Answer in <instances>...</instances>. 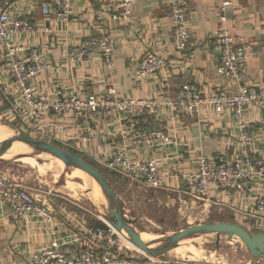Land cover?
I'll list each match as a JSON object with an SVG mask.
<instances>
[{
    "label": "built area",
    "instance_id": "obj_1",
    "mask_svg": "<svg viewBox=\"0 0 264 264\" xmlns=\"http://www.w3.org/2000/svg\"><path fill=\"white\" fill-rule=\"evenodd\" d=\"M107 3L111 20L121 25L132 23V7L135 0H95ZM231 2L225 3V6ZM173 23L174 45L179 52L195 47L193 31L189 26L187 0H168ZM38 12L45 22L51 17L67 25L75 17L71 0H0V91L9 99L11 109L3 120L16 122V131L36 139L57 138L66 128L82 124L83 131L77 137L84 145L92 126L103 119L118 120V133L122 141L115 146L102 165L129 181L149 190H168V174L163 172V154L179 143L181 117L199 116L211 108L216 111L232 109L238 119L239 143L243 149L253 147L250 156L238 154L233 162L223 158L202 156L197 162L182 164L177 160V177L182 178L186 195L194 199L207 198L212 188L245 192L254 195L255 179H264V154L258 147V138L249 133L250 123L245 115L250 110L261 113L258 125L264 126V85L250 81L246 75V49L235 46L226 29L212 38L220 53L216 72L225 82L237 87L236 93L218 89L211 96L203 95L197 87L178 90L176 99L164 104L156 98H121L115 89L109 88L94 94L68 92L57 86L43 88L47 84L44 74L48 70L42 52L40 37L50 36L54 30L46 23L32 21ZM41 36H40V35ZM40 36V37H39ZM29 44L27 45L26 41ZM100 54L111 65L112 39L105 36L88 39L75 49L71 59L82 60ZM164 59L156 52L146 51L135 64L131 76L141 82L162 72ZM39 86V87H38ZM148 115L154 120V128L142 130L138 117ZM0 197L7 201L10 216L18 221L38 224L52 223L53 209L40 198H29L15 185L0 176ZM253 217L264 218V197L255 198ZM106 227L86 231L93 243L76 241L62 243L54 240L32 254L31 264H164L167 261L144 253L133 254L122 241L129 240L103 221ZM39 225V224H38ZM126 241V242H127ZM128 243V242H127Z\"/></svg>",
    "mask_w": 264,
    "mask_h": 264
},
{
    "label": "crops",
    "instance_id": "obj_2",
    "mask_svg": "<svg viewBox=\"0 0 264 264\" xmlns=\"http://www.w3.org/2000/svg\"><path fill=\"white\" fill-rule=\"evenodd\" d=\"M228 1L231 4L225 6ZM71 3L75 17L67 25L54 17L49 19V23L45 22L38 10L31 17L32 21L51 25L54 30L47 37H40L39 34V50L48 66L44 74L47 84L42 85L45 89L57 86L68 92L94 94L113 88L121 98H156L167 105L175 101L178 90L189 87H197L206 96L213 95L219 88L236 93L237 87L225 82L216 72L220 53L212 36L221 29L230 33L236 47L246 49V75L250 81L258 86L264 85V0H187L188 21L195 47L186 52L177 51L174 45L168 0H135L132 23L128 25L111 20L107 3L95 0H71ZM105 36L112 39L111 65L97 53L91 58L71 59L75 49L86 40ZM26 43L29 44L28 40ZM146 51L159 54L165 61V68L138 82L130 73ZM10 109L9 99L0 91V119ZM144 116L138 117V121L143 119V123L147 124ZM260 117L259 110H250L245 115L250 123L249 133L257 136L258 147L264 154V126L258 125ZM181 120L183 126L179 129V143L161 154L163 172L168 174L171 188L155 192L163 194L162 199L174 196V201H180L182 207L188 205V201L192 207L201 202L205 208L216 211L218 216L228 214L229 219L249 231L264 232V218L253 217L256 196L264 197V179H255L254 195L212 188L207 198L197 201L187 197V186L182 178L176 179L177 160L186 165L197 162L202 156L223 158L229 162H233L239 153L250 156L253 147L243 149L239 143L235 112L232 109L216 111L206 108L199 116L185 115ZM91 126L93 132L87 134L86 145L77 137L78 131H83L82 124L69 125L65 134L59 133L57 138L45 137L44 140L69 147L104 167L101 161L122 141L118 120L102 119L99 124ZM154 126L151 124L148 127L151 129ZM115 175L112 182L109 181L111 187L121 191L114 192L118 199H125L130 190L125 187L122 177L117 173ZM39 198L53 209L52 223L38 221V225L18 221L10 216L7 201L0 197V264H31L33 252L54 240L94 244L93 237L84 234L93 231L88 227L86 217L69 207L56 205V201ZM124 212L128 217L126 208ZM256 261L253 264H264L261 259ZM164 264L199 263L167 261Z\"/></svg>",
    "mask_w": 264,
    "mask_h": 264
},
{
    "label": "rangeland",
    "instance_id": "obj_3",
    "mask_svg": "<svg viewBox=\"0 0 264 264\" xmlns=\"http://www.w3.org/2000/svg\"><path fill=\"white\" fill-rule=\"evenodd\" d=\"M16 124V122H8L7 120L0 119V127H6L13 135L20 134L16 131ZM66 148L69 149V147ZM30 158L36 160L37 166H32L25 162L22 163L16 158L1 159L0 176L5 178L6 181L10 182L12 185H15L18 190L27 195V197L34 198L39 196L48 198V200L56 201V205L66 206L72 210L77 209L75 212L78 211L77 213L82 217H86L83 213L85 212L89 215H93L100 221H104L103 218L110 215L109 200L105 195L106 199L100 205H93L94 203L88 200V192L92 187L90 186L91 183L88 184L87 180L75 176V168L66 167L65 169L64 166V168L62 167L61 169L55 157L45 153H37L34 150ZM87 161L96 166L99 171L101 170L105 177H109L110 182H112V178L114 179L117 176L115 175L116 173L113 174L112 171L98 165L91 159H87ZM88 179L89 182L93 181L91 177H88ZM121 179L125 181V187L130 190V192L127 193V198L119 199L124 208L127 209V214H129L128 217H126L134 222L133 226L139 233L149 234L153 236L155 240L166 239L189 226L214 222L235 223L232 219H229L228 214L218 216L216 211L213 212L212 208L209 207L205 208L201 202L192 207L190 201H188V205L184 204L185 207H182L180 201H174V196L170 198L164 196L165 198L162 199L163 194L155 192L164 190H149L141 185L126 180L124 177ZM70 188H73V190ZM113 190L114 192L116 190L121 192L115 187ZM140 194L146 197V199H143L144 197ZM149 199H152V201ZM189 199L197 201V199L191 197H189ZM134 217L135 220H133ZM121 243L129 247L126 241H122ZM161 245L162 243H158L153 247L157 248ZM184 247L188 249V252ZM177 248H182L183 250H176ZM132 251L133 254L139 255L136 250L133 249ZM177 251H183L185 255H181ZM159 258L165 261H189L199 264H253V262L257 263L256 260H258L253 258L240 239L236 237L230 239L228 235H221L218 238L215 234L202 235L184 240L180 242L175 249ZM261 260L264 261V258Z\"/></svg>",
    "mask_w": 264,
    "mask_h": 264
},
{
    "label": "water",
    "instance_id": "obj_4",
    "mask_svg": "<svg viewBox=\"0 0 264 264\" xmlns=\"http://www.w3.org/2000/svg\"><path fill=\"white\" fill-rule=\"evenodd\" d=\"M16 142H22L28 145L37 153L51 155L61 160L66 167L79 169L92 177L99 184L104 195L109 200L110 215L106 216L104 221L118 232H125L129 240L147 256L159 258L175 249L180 242L184 240L202 235L215 234L218 238L221 235H228L230 239L236 237L245 244L253 258H264V232H251L241 225L232 222H214L189 226L166 239L146 243L143 241L141 234L134 228V222L126 217L123 204L114 193L109 180L89 162L52 142L36 139L23 134L12 137L1 144L0 160ZM158 243H162V245L154 248L153 246Z\"/></svg>",
    "mask_w": 264,
    "mask_h": 264
},
{
    "label": "bare ground",
    "instance_id": "obj_5",
    "mask_svg": "<svg viewBox=\"0 0 264 264\" xmlns=\"http://www.w3.org/2000/svg\"><path fill=\"white\" fill-rule=\"evenodd\" d=\"M11 129V128H10ZM14 136H17V135H13L10 130L6 129V127H0V144H2L4 141L8 140V139H11L12 137ZM33 153V149L31 147H29L28 145L22 143V142H16L13 144L12 148L2 157V159H12V158H16L18 159L20 162L22 163H29L30 165L32 166H37L36 164V160L34 158H30L31 155ZM36 158V157H35ZM57 159V158H56ZM45 160V159H44ZM58 161V165L61 167L64 168L65 164L57 159ZM48 163V162H47ZM55 165V164H54ZM56 168V167H55ZM58 169V167H57ZM65 169H66V166H65ZM48 170V169H47ZM63 171V170H62ZM72 171V170H71ZM74 171V170H73ZM58 172V171H57ZM40 173V172H39ZM45 174V173H44ZM43 174V175H44ZM73 174V173H72ZM75 176H77L78 178H81V179H85L87 180V183L90 184L91 187V190L88 192V195H89V199L90 202L94 203L93 205H100L102 204L104 201H105V196H104V193L101 189V187L99 186V184L93 179V181H90L89 182V179L88 177H90L89 175H87L85 172L79 170V169H75ZM55 176V175H54ZM58 177V176H57ZM54 181V180H53ZM72 186V185H71ZM87 187V186H86ZM73 190V188H70ZM86 189V188H85ZM70 192V191H69ZM71 195V194H70ZM77 195V194H75ZM74 195V196H75ZM87 195V194H86ZM72 197V196H71ZM76 198V197H75ZM77 200V199H76ZM97 208V207H96ZM102 209V208H101ZM104 219V218H103ZM124 235L127 237L128 235L123 232ZM141 237L143 239V241H145L146 243H150V242H153L155 241V238L153 236H150L149 234H145V233H141ZM127 241V239H126ZM128 244H129V249L132 250H136L137 252L139 253H143L140 249H138L130 240L127 241ZM127 244V245H128ZM124 245V244H123ZM179 249H182V248H177L176 250H179ZM185 249V247H184ZM183 250V249H182ZM186 251L188 249H185ZM173 252V251H172ZM171 252V254H172ZM176 252V251H175ZM179 254L183 255L184 252L183 251H177ZM188 252V251H187ZM176 254V253H175ZM185 255V254H184ZM207 260V259H206Z\"/></svg>",
    "mask_w": 264,
    "mask_h": 264
},
{
    "label": "trees",
    "instance_id": "obj_6",
    "mask_svg": "<svg viewBox=\"0 0 264 264\" xmlns=\"http://www.w3.org/2000/svg\"><path fill=\"white\" fill-rule=\"evenodd\" d=\"M144 117H146V121H147V124L146 123H143L144 121H143V119L140 121V126H141V129L142 130H149L150 128V126H151V124H152V127L154 126V120L150 117V116H148V115H145ZM149 124V125H148ZM149 126V127H148ZM152 127H151V129H152ZM55 145H57V144H55ZM57 146H59V147H61V148H64V149H66V150H68V151H70V152H72V153H74L75 155H77L78 157H80V158H82L83 160H85V161H87V159H86V157H83L82 155H80L79 153H77V152H75V151H73V150H71V149H68V148H66V147H64V146H62V145H57ZM88 162V161H87ZM91 164V163H90ZM92 165V164H91ZM93 167H95L96 168V166H94V165H92ZM97 169V168H96ZM101 171V170H100ZM101 173H103L102 171H101ZM103 175H104V173H103ZM112 177V176H111ZM106 178H107V176H106ZM108 180H109V177L107 178ZM75 211L77 210V209H74ZM78 212V211H77ZM84 213V215H86V219H87V223H88V227L91 229L92 228V230H96L97 228H103V227H106V225L104 224V222H102V221H100V220H98L96 217H94L93 215H89L88 213H85V212H83Z\"/></svg>",
    "mask_w": 264,
    "mask_h": 264
}]
</instances>
